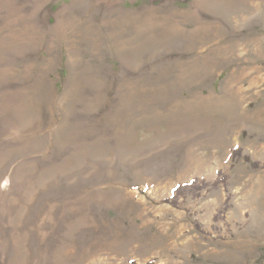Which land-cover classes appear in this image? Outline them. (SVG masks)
Masks as SVG:
<instances>
[{"label":"rangeland","instance_id":"obj_1","mask_svg":"<svg viewBox=\"0 0 264 264\" xmlns=\"http://www.w3.org/2000/svg\"><path fill=\"white\" fill-rule=\"evenodd\" d=\"M0 264H264V0H0Z\"/></svg>","mask_w":264,"mask_h":264}]
</instances>
